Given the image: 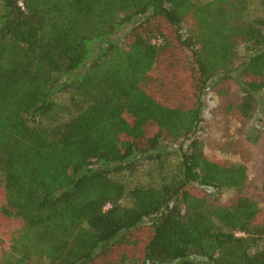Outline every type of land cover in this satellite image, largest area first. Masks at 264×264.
Here are the masks:
<instances>
[{
	"label": "trees",
	"instance_id": "1",
	"mask_svg": "<svg viewBox=\"0 0 264 264\" xmlns=\"http://www.w3.org/2000/svg\"><path fill=\"white\" fill-rule=\"evenodd\" d=\"M216 76L264 108V0H0V264H264L247 167L197 136Z\"/></svg>",
	"mask_w": 264,
	"mask_h": 264
},
{
	"label": "rangeland",
	"instance_id": "2",
	"mask_svg": "<svg viewBox=\"0 0 264 264\" xmlns=\"http://www.w3.org/2000/svg\"><path fill=\"white\" fill-rule=\"evenodd\" d=\"M184 26H194L191 16ZM129 27V24L126 25L113 37L120 39ZM180 59H185V56L182 55ZM177 64V78L181 80L185 75L184 62L177 61ZM240 96L233 80L219 76L212 79L202 95L204 114L197 136L205 144L206 156L245 164L248 171L246 194L256 198L264 209V108L260 104L251 118L241 120L234 106L240 101ZM263 96V91L257 93L260 101ZM171 146L169 143L160 144L162 149L173 148ZM232 196L233 193L226 192L221 195V201L226 202ZM9 247L10 241L0 235V257Z\"/></svg>",
	"mask_w": 264,
	"mask_h": 264
}]
</instances>
